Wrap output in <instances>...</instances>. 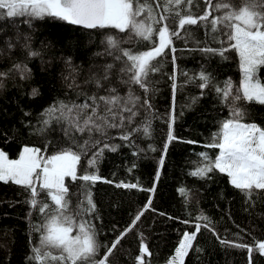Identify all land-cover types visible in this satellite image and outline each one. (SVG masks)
<instances>
[{
    "label": "trees",
    "instance_id": "obj_1",
    "mask_svg": "<svg viewBox=\"0 0 264 264\" xmlns=\"http://www.w3.org/2000/svg\"><path fill=\"white\" fill-rule=\"evenodd\" d=\"M196 4L199 6L194 4L192 11L202 14L206 7L204 0H196ZM25 19L0 17V72L8 73L2 78L3 86L0 87V149L9 159H17L25 145L41 148L44 158L68 147L76 151L89 136L74 131L66 134L67 122L56 119L41 132L42 121L47 119L43 114L60 101L69 105L82 103L85 97L81 92L87 95L97 92L94 84L84 81L90 72L102 73V66L106 64L116 65L110 84L121 95H126L129 85L120 82L122 78L127 79L118 71L120 62L97 53L105 52L106 45L102 41L106 35L125 40L127 35L111 28L86 29L54 18L33 19L31 24L25 23ZM26 43L29 48L24 47ZM122 46L142 52L151 48V42L134 37L131 43ZM172 47L175 53L165 49V53L153 62L158 71L148 77L150 91L147 94L137 85L131 86L152 105L150 111L142 112L136 121L137 124L145 118L151 121V135H134L135 143L131 144L119 139L118 129H109L106 142L119 147L116 151L105 149L99 158L95 167L102 179L95 184L79 179L72 181L70 177L65 179L72 205L85 201L87 193H91L96 211L85 219L90 220L98 232L102 247L96 259H100L106 252L103 245L110 246V242L132 224L151 197V207L127 232L109 257L108 264H138L136 257L140 255L141 241L151 253L145 255L146 264H167L182 234L195 232L196 224H200L201 229L193 241V249L185 257V264H249L247 248L221 241L252 247L251 264H264V254L256 250L258 243L264 242V190H254L249 198L219 170L204 178L190 174L200 164L199 153H208L213 161L219 153V149L206 145L212 142L213 133L219 131L221 121L230 113L215 86L223 87L228 80L233 88L240 86L243 72L239 54L229 47L223 32L213 33L210 26L203 24L186 26L181 38L173 39ZM205 48L217 52L202 51ZM221 48L227 49L223 56L218 54ZM29 51L39 55L29 56ZM18 63L30 69L28 79L9 71ZM72 68L76 69L75 74ZM202 70L211 74L213 86L201 89L199 79L189 81ZM73 75L80 86L69 88ZM259 78L264 82V66L259 68ZM108 86L105 83V88ZM33 88L38 90L35 96L31 94ZM105 94L103 89L99 90V95ZM241 103L249 113L243 122H255L264 127V105ZM170 123L177 139L168 143L165 152ZM95 139H100L98 133H93ZM102 146L87 148V155L81 157L84 168L88 167L92 153ZM162 156L164 164L160 167ZM77 173L78 176L83 174L79 165ZM120 182L138 184V187H116ZM153 186L154 192L142 190ZM36 187L39 191V182ZM181 188L187 195L181 194ZM38 199L51 204L46 192H41ZM29 200L30 190L11 181H0V264H32L28 257L39 239L34 229L44 222L45 216L31 208ZM201 216L208 219H198ZM205 224L208 227H203Z\"/></svg>",
    "mask_w": 264,
    "mask_h": 264
},
{
    "label": "snow or ice",
    "instance_id": "obj_2",
    "mask_svg": "<svg viewBox=\"0 0 264 264\" xmlns=\"http://www.w3.org/2000/svg\"><path fill=\"white\" fill-rule=\"evenodd\" d=\"M204 3L206 7L203 13L196 14L192 11L194 4L199 6L196 0H0V17H26L27 24H31L33 19L54 18L86 29L111 28L127 35V40L112 34L106 35L102 41L106 45L105 52L97 53L112 56L114 61L120 62L118 71L122 77H127L122 78L120 82L129 85L126 95H121L118 89L110 84V77L116 65L106 64L102 66V73L90 72L84 81L85 84H94L97 92L92 95L81 92L85 97L82 103L73 102L69 105L60 101L46 109L43 114L47 119L42 121L44 127L39 129L41 132L56 119L67 122L69 127L66 134L74 131L89 136V140L77 146L78 150L74 151L72 147H68L44 158L41 148L25 145L17 159H9L8 154L0 150V181H11L30 190L28 202L31 208L37 209L45 216L44 222L34 229L39 234V239L31 248L28 257L32 264H108L109 257L127 232L141 219L144 211L151 207L150 197L132 224L111 241L110 246L103 245L106 252L102 258L96 259L102 245L98 240L95 225L85 219L95 213V203L88 192L85 201L73 206L69 187L65 185V177H70L72 181L79 179L92 184L102 179L95 167L99 158L105 149L116 151L119 147L106 142L109 129H118L119 139L131 144L135 143L132 139L134 135H151V121L147 118L139 124L136 121L142 112H149L152 105L146 96L137 95L131 86L137 85L145 94L150 91L148 77L150 73L158 71L153 62L165 53V49L175 53L176 49L172 47L173 39L181 38V32L186 31V26L203 24L210 26L213 33L223 32L227 36L229 47L238 52L243 72L239 87L233 88L231 80L225 81L223 87L215 86L217 95L227 104L230 113L227 119L221 121L219 131L213 133L212 142L206 145L219 149V153L214 161L208 153H199L202 158L200 164L190 174L204 178L219 170L226 173L230 183L249 198L254 190H264V127L255 122H243L249 113L241 103L255 102L264 105V82L259 78V68L264 66V0H204ZM182 5L184 7H181ZM134 37L150 41L151 48L133 52L132 49L122 46L124 43H131ZM24 47L29 48V45L26 43ZM202 51L217 52L211 48ZM225 51L227 49L221 48L218 54L223 56ZM28 55L36 56L39 53L29 51ZM175 59L173 56V63ZM9 71L17 72L25 80L31 75L27 65L22 63L13 65ZM72 73H76L75 68H72ZM6 75L8 73L0 72V87L3 86L2 78ZM172 79L175 80L174 75ZM195 79L201 81L198 85L201 89L213 86L211 74L203 70L197 77H190L189 81ZM105 83L109 84L106 88ZM79 86L73 75L72 83L68 84V87ZM175 88L173 83V89ZM101 89L105 91V95H99ZM31 94L37 95L38 90L33 88ZM174 119L172 115L171 120ZM93 133H98L100 139L93 140ZM176 139L170 123L165 152L168 143ZM100 144L103 146L92 153V157L87 161L88 167L84 168L81 165V157L87 155L88 147ZM163 164L162 156L159 166L163 167ZM78 165L83 172L79 176ZM132 167L134 168L135 164ZM156 179H159V171ZM116 187L137 188L138 184L120 182ZM142 190L154 192L155 186ZM41 192H46L51 204L38 199ZM180 192L187 195L183 188ZM198 219L208 218L201 216ZM200 229L201 225L196 224L195 232L185 231L182 234L174 255L167 264H185V257L193 249V241ZM221 243L247 248L251 264L252 247L227 241ZM256 250L264 254V242H259ZM146 254L151 255L147 245L141 241L140 255L136 257L138 264H146Z\"/></svg>",
    "mask_w": 264,
    "mask_h": 264
},
{
    "label": "rangeland",
    "instance_id": "obj_3",
    "mask_svg": "<svg viewBox=\"0 0 264 264\" xmlns=\"http://www.w3.org/2000/svg\"><path fill=\"white\" fill-rule=\"evenodd\" d=\"M0 150H2V149H0ZM39 171V170H38ZM65 179H66V177H65Z\"/></svg>",
    "mask_w": 264,
    "mask_h": 264
}]
</instances>
